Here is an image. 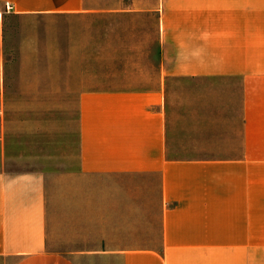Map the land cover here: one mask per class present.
<instances>
[{"label":"crops","instance_id":"1","mask_svg":"<svg viewBox=\"0 0 264 264\" xmlns=\"http://www.w3.org/2000/svg\"><path fill=\"white\" fill-rule=\"evenodd\" d=\"M0 4L115 21L94 27L110 67L80 93L78 168L50 200L0 144V264H264V0Z\"/></svg>","mask_w":264,"mask_h":264},{"label":"rangeland","instance_id":"2","mask_svg":"<svg viewBox=\"0 0 264 264\" xmlns=\"http://www.w3.org/2000/svg\"><path fill=\"white\" fill-rule=\"evenodd\" d=\"M86 1L93 8L148 6V0ZM103 20L0 14V144L7 156L5 167L43 172L49 200L53 187L66 183L68 171L78 168L80 93L101 84L98 75L110 67L92 64L94 40L100 35L94 27L115 23L109 16ZM129 21L152 23L146 14Z\"/></svg>","mask_w":264,"mask_h":264},{"label":"built area","instance_id":"3","mask_svg":"<svg viewBox=\"0 0 264 264\" xmlns=\"http://www.w3.org/2000/svg\"><path fill=\"white\" fill-rule=\"evenodd\" d=\"M12 8V6H10L8 3H7V10H10ZM0 113H1V109H0Z\"/></svg>","mask_w":264,"mask_h":264}]
</instances>
